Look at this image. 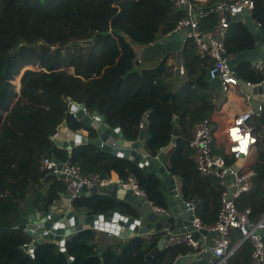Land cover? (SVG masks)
<instances>
[{
  "label": "trees",
  "instance_id": "16d2710c",
  "mask_svg": "<svg viewBox=\"0 0 264 264\" xmlns=\"http://www.w3.org/2000/svg\"><path fill=\"white\" fill-rule=\"evenodd\" d=\"M213 1L194 6L207 7ZM253 3L252 19L264 33V0ZM143 5L145 9H141ZM137 12L157 23L149 20L143 27ZM183 17V10H175L171 0H0V264H173L190 252L177 245L150 255L160 233L148 239L116 240L99 250L96 231L87 229L65 242L69 258L53 241L39 244L33 256L26 253L23 245L31 238L17 228L22 219L36 212L51 214L65 193L60 178L41 169L44 158L68 161L84 175L109 178L115 172L123 181L134 176L150 202L167 208L136 165L98 152L91 145L69 153L54 144L52 137L63 124L72 132L86 131L87 137H93V131L73 117L72 104L84 105L88 113L98 112L110 127L120 128L128 141H135L144 129L145 148L152 156L169 145L174 118L178 137L165 157L166 166L171 175L188 178L182 196L186 202L198 203L195 213L201 223L210 225L217 220L224 188L215 178L197 172L188 147L193 124L219 109L217 88L206 80L205 68L211 61L198 59L188 39L182 50L186 82L177 90L173 74L162 71L161 62L145 74L146 85L134 81L122 91V84L136 77L135 67L151 61L156 64L169 50L158 36L171 32ZM215 21L213 15L202 19L200 29L210 30ZM136 46L147 48L142 62L136 60ZM254 46V36L244 24L229 25L228 58ZM36 66L39 70L22 74L17 92L21 71ZM235 72L239 80L251 85L264 81V73L254 70L248 60L236 63ZM249 125L256 136L250 166L252 188L235 205L239 211L248 209L250 222L255 223L264 215V104ZM174 156L178 161L175 168L167 165ZM224 158L228 165L233 163L228 156ZM70 207L87 215L129 213L119 201L100 195L77 197ZM238 238L233 232L232 243ZM251 253L250 243L244 242L229 263L251 264Z\"/></svg>",
  "mask_w": 264,
  "mask_h": 264
},
{
  "label": "built area",
  "instance_id": "2783aa9c",
  "mask_svg": "<svg viewBox=\"0 0 264 264\" xmlns=\"http://www.w3.org/2000/svg\"><path fill=\"white\" fill-rule=\"evenodd\" d=\"M209 1L211 0L200 4H208ZM171 3L174 8L183 10L184 15L172 30V34L181 33L187 29V33L183 36L184 42L188 39L193 42L198 59L211 61V65L205 68L209 80H217L221 90L225 93L236 94L239 90V79L235 70L231 69L229 64L231 59L225 53V43L230 25L227 17L234 16L240 10H246L248 14H252L253 0H215L207 7L194 6V4H198L194 0H171ZM211 15L216 18L213 28L210 30L200 29L199 22ZM252 67L254 70L264 73V59L258 57L253 61ZM35 68L39 70L38 66ZM180 72L183 71L180 70ZM244 100L246 107L243 112L231 118L221 129L223 151L231 157L232 164L228 165L224 156L214 153L217 129L216 120L212 115L193 124L188 143L189 159L200 175L215 178L219 185L224 188L220 197V211L213 224L204 225L196 216V206L187 202L186 205H190L189 209L194 215V219L190 222L191 229L187 230L184 227L183 233H166L168 238L164 248L184 245L190 248L192 254L210 251L212 256L218 258L216 264H230L229 259L237 253L241 244L248 242L252 247L251 264H260L262 245L256 230L264 228V216L259 221L252 223L249 219L250 211L248 209L239 211L235 205L236 200L242 194L251 190L253 173L245 164L236 168L234 163L242 157H251L256 144V136L252 134V127L249 125L254 114L251 99L249 96H245ZM68 135L66 133L65 137L67 138ZM59 136L60 131L58 130L53 137L58 138ZM41 169L60 178L70 202L77 198L78 193L83 188L88 190L93 187H105L114 184L119 189L126 192L130 191L133 195L144 199L157 215L170 214L168 208L157 207L147 199L146 193L139 187L138 179L134 176L123 181L119 177L102 178L97 174L84 175L79 166L68 161L60 162L54 158L42 159ZM51 215L46 214L45 216L50 219ZM199 230L216 233L209 248L200 246L199 241L193 240V234L198 233ZM233 232L239 234L236 244H232ZM49 233V230L44 229L40 237L48 236ZM71 237H65L62 241L66 242ZM57 243L60 244V242ZM30 244L31 242L23 245L26 252L29 251Z\"/></svg>",
  "mask_w": 264,
  "mask_h": 264
},
{
  "label": "water",
  "instance_id": "95a60500",
  "mask_svg": "<svg viewBox=\"0 0 264 264\" xmlns=\"http://www.w3.org/2000/svg\"><path fill=\"white\" fill-rule=\"evenodd\" d=\"M228 23H242L253 34L255 46L252 50L240 53L230 60L231 69L235 70V64L248 60L251 65L255 59L261 57L264 59V33L260 32L259 26L253 21L251 14L246 10H240L234 16L227 17ZM187 29L181 33L174 34L167 38L166 41L183 39ZM88 43H91L90 41ZM28 69L23 70L19 76V86L16 91L19 92L20 79L22 74ZM206 80L215 86L219 91L221 87L217 80H209L206 74ZM238 87L243 93L250 97L253 113H257L260 104H264V81L259 85H251L242 80H238ZM70 112L73 117L78 120L84 127H88L93 131V137H87L86 131L72 132L65 124L60 128V136L52 137L54 144L58 147L66 149L69 153L78 146L91 145L98 152L108 154L110 156L127 160L136 165L142 171L153 173L159 180L165 184V196L169 215H157L144 201V199L133 195L130 191H123L116 185L112 184L105 187H93L91 189L83 188L77 197H90L101 195L119 201L122 206L128 210V214H121L119 211H113L101 215H82L75 212L70 207L69 196L63 193L61 201L66 208V212L54 213L50 219L46 216L40 217L41 214L34 213L27 218L22 219L21 224L17 227L23 230L32 239L28 248L34 250L39 244L44 241L60 242L61 251L69 258L65 251L63 238L73 236L83 230L91 229L99 232L109 233L119 240H128L133 237H145L147 235H156L160 233L164 235L160 238L157 246L150 253H156L164 249L165 241L168 238L166 233L178 234L191 229L190 222L194 219L192 211L186 205V201L180 193L175 178L170 174L166 162V155L176 145L178 137V128L175 125L173 118L171 124L172 138L168 146L162 149L156 156H152L145 148V131L140 130L135 141H128L124 138L120 128H112L108 125L105 117L99 116L97 112L88 113L84 105L72 104ZM68 133V137L65 134ZM58 177V176H57ZM233 191V190H232ZM197 206L196 201L191 202ZM264 220V219H263ZM49 230L48 236L40 237L43 230ZM259 235V240L262 245L261 262L264 264V228L256 230ZM208 236L209 239L203 245L200 241V246L209 248L212 244V239L216 236L215 232H207L199 230L193 234V240L199 241V237ZM150 255H147L148 258ZM218 258L211 255L210 251L204 253L192 254L178 257L173 264H213L217 263Z\"/></svg>",
  "mask_w": 264,
  "mask_h": 264
},
{
  "label": "crops",
  "instance_id": "0c3cea01",
  "mask_svg": "<svg viewBox=\"0 0 264 264\" xmlns=\"http://www.w3.org/2000/svg\"><path fill=\"white\" fill-rule=\"evenodd\" d=\"M194 1L198 4H200V3L202 4L208 0H205V1L194 0ZM174 9L175 10H181V9H176V8H174ZM172 35H174V34H172V31H171V32L166 33L164 35L158 36V41L162 42L163 44H168L167 47L169 50L164 53V55L158 60V62L156 64L153 61H151L145 67H143L142 65L140 66V64H139V66L135 67L136 77H133L132 79L125 81L122 84V88H123L122 91L123 92L127 91V88L131 87L132 86L131 83H133L134 81H136L137 83L146 85L147 80L145 78V74L153 71L156 67H158L159 63H161V62H163L161 65L162 71L163 70L168 71L169 73L173 74V76H174L173 83H174V88L176 90L178 89V87H180L181 85H183L186 82V72H185L184 64H183L184 55L182 52L185 42L183 39L181 40L179 38L176 40L166 41V39L171 37ZM177 46H179V48H177ZM146 49L147 48L144 46H136L134 48V52L136 53L135 56H136L137 61L142 62V57H143ZM180 70H182L183 72L181 73ZM134 85H135V83H134ZM245 96H247V95H245L240 88L236 94L235 93H229V92L225 93L224 91H222V90L219 91L218 89L216 90V98H217V104L219 106V109L217 111H214V113H212L211 115L216 120V129H217L216 134L217 135H216V142L214 144L213 150H214V153L217 155L228 156L223 151V145H222L223 135L221 133V129L226 124V122H228L231 118H233L238 113L243 112V110L246 107V103L244 100ZM98 115L102 116L99 113H98ZM91 155L93 158L97 157L94 153H91ZM175 157L176 156H174L172 158L171 162L167 163V165H169V166L171 165L172 167L175 168V163H176ZM229 158H231V157H229ZM254 159H255V147L253 148V153H252L251 157H247V158L242 157L241 159L237 160L234 164H235L236 168H240L242 164H245L246 167L248 166L250 168ZM122 163H125V162H122ZM140 174L150 183V185L153 188V191L157 195V197L160 198L162 200V202L164 201V203L167 205L164 182L159 180L153 173H147L145 171L140 170ZM172 176L175 178V180L177 182V187H178L180 193L182 195H184V193L188 187V184H189L188 178L185 176V174L183 175V177H182V175L181 176L180 175H172ZM111 177H117L116 173L111 172ZM62 212H66V208L63 205L62 201L60 200L59 203L54 207V210L52 211L51 214L62 213ZM36 213H38V212H36ZM79 214L87 215V213L84 210L79 212ZM42 216L43 215H40V217H42ZM263 216H262V218H263ZM152 236L153 235H147V236L142 237V238L148 239ZM208 239H209L208 236H201L200 235L199 242L201 241L202 244L205 245L206 241H208ZM95 240H96L97 248L99 250H101L104 247L110 245L113 241H116V240L118 241L119 239L112 236L109 233L96 231ZM30 242H32V239ZM232 244H236V243L234 242ZM60 249H61V246H60ZM28 250L29 251L26 253H28L30 256H33L34 250H31L30 248ZM239 250H240V247L237 249V253ZM148 259H149V257H148ZM213 264H215V263H213Z\"/></svg>",
  "mask_w": 264,
  "mask_h": 264
},
{
  "label": "rangeland",
  "instance_id": "374dc122",
  "mask_svg": "<svg viewBox=\"0 0 264 264\" xmlns=\"http://www.w3.org/2000/svg\"><path fill=\"white\" fill-rule=\"evenodd\" d=\"M146 8V5H143L142 7H141V9H145ZM138 13V19H140V21H139V23L144 27L147 23H149V20L151 21V18L148 20L147 18H143L141 15V13H139V12H137ZM155 20V19H154ZM151 22H153V23H157V20H155V21H151ZM23 70H25V69H23ZM23 70L21 71V73L23 72ZM34 70H37L36 68H34ZM21 73H20V75H21ZM175 158H177V157H175ZM177 164H178V161H177V159H176V166H177ZM178 168H181V167H178Z\"/></svg>",
  "mask_w": 264,
  "mask_h": 264
},
{
  "label": "clouds",
  "instance_id": "9594fccd",
  "mask_svg": "<svg viewBox=\"0 0 264 264\" xmlns=\"http://www.w3.org/2000/svg\"><path fill=\"white\" fill-rule=\"evenodd\" d=\"M32 68V67H31ZM35 68V67H34ZM34 68L33 69H28V70H34Z\"/></svg>",
  "mask_w": 264,
  "mask_h": 264
}]
</instances>
